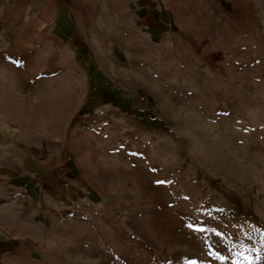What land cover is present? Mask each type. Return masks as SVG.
<instances>
[{"label": "rangeland", "instance_id": "1", "mask_svg": "<svg viewBox=\"0 0 264 264\" xmlns=\"http://www.w3.org/2000/svg\"><path fill=\"white\" fill-rule=\"evenodd\" d=\"M148 16L0 0L8 262L264 264V0Z\"/></svg>", "mask_w": 264, "mask_h": 264}, {"label": "crops", "instance_id": "2", "mask_svg": "<svg viewBox=\"0 0 264 264\" xmlns=\"http://www.w3.org/2000/svg\"><path fill=\"white\" fill-rule=\"evenodd\" d=\"M143 13L148 16L147 20L155 23L156 26L163 27L162 15L165 14L166 7L170 4H182L185 0H138ZM9 249L0 244V264H15L8 262L6 258ZM5 256V257H4Z\"/></svg>", "mask_w": 264, "mask_h": 264}, {"label": "snow or ice", "instance_id": "3", "mask_svg": "<svg viewBox=\"0 0 264 264\" xmlns=\"http://www.w3.org/2000/svg\"><path fill=\"white\" fill-rule=\"evenodd\" d=\"M152 171H156V169H152ZM157 184L163 185V184H168L171 183V181L169 180H158L156 181ZM188 227H192V225H188ZM209 255H211V253H209ZM221 259H223V257H220Z\"/></svg>", "mask_w": 264, "mask_h": 264}]
</instances>
